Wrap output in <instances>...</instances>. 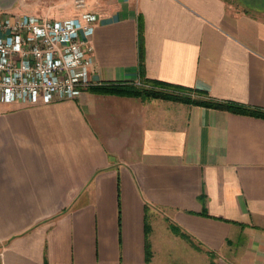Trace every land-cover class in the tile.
<instances>
[{
	"label": "crops",
	"instance_id": "0c3cea01",
	"mask_svg": "<svg viewBox=\"0 0 264 264\" xmlns=\"http://www.w3.org/2000/svg\"><path fill=\"white\" fill-rule=\"evenodd\" d=\"M13 2L0 13L78 16ZM86 3L90 86L0 104V264H264V118L94 90L159 82L264 112V0Z\"/></svg>",
	"mask_w": 264,
	"mask_h": 264
},
{
	"label": "built area",
	"instance_id": "2783aa9c",
	"mask_svg": "<svg viewBox=\"0 0 264 264\" xmlns=\"http://www.w3.org/2000/svg\"><path fill=\"white\" fill-rule=\"evenodd\" d=\"M76 18L55 21L0 14V104H49L73 99L90 86V33L99 19L86 0L65 7Z\"/></svg>",
	"mask_w": 264,
	"mask_h": 264
},
{
	"label": "trees",
	"instance_id": "16d2710c",
	"mask_svg": "<svg viewBox=\"0 0 264 264\" xmlns=\"http://www.w3.org/2000/svg\"><path fill=\"white\" fill-rule=\"evenodd\" d=\"M94 90L123 92L125 94L139 96L143 99H166L238 115H251L264 118V112L251 110L247 107L229 102H214L206 98L201 93L193 94L189 90L169 86L159 82H149V84L141 88H95ZM187 239L191 242L189 237Z\"/></svg>",
	"mask_w": 264,
	"mask_h": 264
},
{
	"label": "rangeland",
	"instance_id": "374dc122",
	"mask_svg": "<svg viewBox=\"0 0 264 264\" xmlns=\"http://www.w3.org/2000/svg\"><path fill=\"white\" fill-rule=\"evenodd\" d=\"M8 0H0V11H6V12H14L15 10H20L19 7H18V3L17 4H14V0L11 2L12 4L11 5H8V6H5L7 4H9V1L7 2ZM7 2V3H5ZM0 14H5L4 13H0ZM7 14V13H6Z\"/></svg>",
	"mask_w": 264,
	"mask_h": 264
},
{
	"label": "water",
	"instance_id": "95a60500",
	"mask_svg": "<svg viewBox=\"0 0 264 264\" xmlns=\"http://www.w3.org/2000/svg\"><path fill=\"white\" fill-rule=\"evenodd\" d=\"M8 1H9V4H7V5H5V6L11 5V4H12L11 2H12L13 0H8ZM0 8H1V7H0Z\"/></svg>",
	"mask_w": 264,
	"mask_h": 264
}]
</instances>
